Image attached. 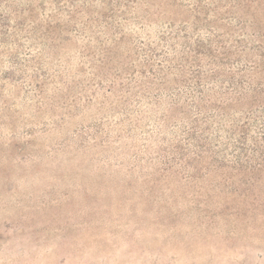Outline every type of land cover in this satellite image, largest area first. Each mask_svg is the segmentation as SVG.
<instances>
[{"label":"rangeland","instance_id":"1","mask_svg":"<svg viewBox=\"0 0 264 264\" xmlns=\"http://www.w3.org/2000/svg\"><path fill=\"white\" fill-rule=\"evenodd\" d=\"M0 264H264V0H0Z\"/></svg>","mask_w":264,"mask_h":264}]
</instances>
